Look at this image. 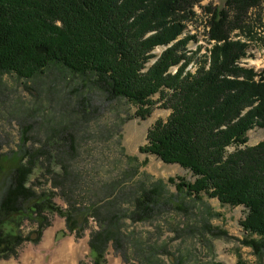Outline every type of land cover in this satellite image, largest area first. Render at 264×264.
Returning a JSON list of instances; mask_svg holds the SVG:
<instances>
[{"label": "trees", "instance_id": "trees-1", "mask_svg": "<svg viewBox=\"0 0 264 264\" xmlns=\"http://www.w3.org/2000/svg\"><path fill=\"white\" fill-rule=\"evenodd\" d=\"M198 1L0 0V71L30 78L55 63L91 74L110 98L133 102L140 119L151 112L152 96L158 94L159 105L169 113L149 126L138 151L191 172L192 181L177 177V192L242 205L239 225L248 235L243 242L259 251L264 246V66L238 65L247 43L229 35L235 29L236 37L246 36L241 17L259 0L205 6L209 47L197 56L200 46L186 47L195 36L183 30ZM157 46L163 49L154 54ZM255 126L263 138L247 145L246 132ZM67 141L70 146L71 138ZM230 145L234 148L228 151ZM38 155L13 156L0 194V257L15 254L25 238L36 240L49 224L47 213L64 217L67 231L77 237L83 232L90 207L62 209L52 201L53 192L35 193L28 184L31 176L40 175ZM47 163V170L59 168L62 173L55 174L63 182L61 161L48 153ZM158 195L155 185L135 201L150 208ZM25 220L35 221L36 227L23 236ZM120 233L113 219L90 231L92 264L104 263L107 245L116 246Z\"/></svg>", "mask_w": 264, "mask_h": 264}, {"label": "rangeland", "instance_id": "rangeland-1", "mask_svg": "<svg viewBox=\"0 0 264 264\" xmlns=\"http://www.w3.org/2000/svg\"><path fill=\"white\" fill-rule=\"evenodd\" d=\"M223 3L200 0L192 6L183 35L195 36L186 47L200 46L197 56L209 47L203 8ZM241 20L246 36L236 37L235 29L229 35L245 39L241 63L259 70L264 66V0L249 7ZM162 49L157 46L152 52ZM194 65L193 59L187 67L193 70ZM152 100L156 103L151 112L140 119L134 116L133 102L110 98L91 74L74 73L55 63L30 78L0 71V194L14 154L39 152L40 175L28 179L33 191L53 192L52 201L62 209L90 207L79 237L67 231L64 217L47 213L49 224L39 237L23 239L15 254L0 257V264H92L90 231L112 219L121 233L116 246L107 245L102 264H264V246L255 251L243 242L248 235L239 225L245 214L242 205H221L215 198L177 192V177L192 181L191 172L138 151L149 126L169 113L159 105L158 94ZM246 136V144L254 145L263 132L255 126ZM48 153L61 161L63 182L55 174L59 168L47 170ZM155 185L159 187L155 202L150 208L138 206L135 198ZM35 227V221L25 220L22 235Z\"/></svg>", "mask_w": 264, "mask_h": 264}, {"label": "built area", "instance_id": "built-area-1", "mask_svg": "<svg viewBox=\"0 0 264 264\" xmlns=\"http://www.w3.org/2000/svg\"><path fill=\"white\" fill-rule=\"evenodd\" d=\"M241 62H242V59L239 60L238 65H242L243 66V64Z\"/></svg>", "mask_w": 264, "mask_h": 264}]
</instances>
